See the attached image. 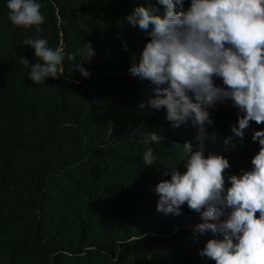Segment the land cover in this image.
Segmentation results:
<instances>
[{"label": "trees", "instance_id": "16d2710c", "mask_svg": "<svg viewBox=\"0 0 264 264\" xmlns=\"http://www.w3.org/2000/svg\"><path fill=\"white\" fill-rule=\"evenodd\" d=\"M8 2L0 0V264H202L174 234L180 221L153 211L149 182L124 184L131 159L149 147L170 167V137L184 142L192 129L151 107L149 81L129 86L110 74L138 64L150 39L126 19L145 0H37L45 19L30 27L11 22ZM28 38L64 47L60 79L29 78L42 61ZM88 42L94 55L83 60ZM151 132L159 144L144 142ZM76 162L89 165L83 176L67 166ZM67 177L81 178L58 180Z\"/></svg>", "mask_w": 264, "mask_h": 264}, {"label": "clouds", "instance_id": "9594fccd", "mask_svg": "<svg viewBox=\"0 0 264 264\" xmlns=\"http://www.w3.org/2000/svg\"><path fill=\"white\" fill-rule=\"evenodd\" d=\"M41 7L37 0H9V19L38 26ZM126 19L150 39L138 64L110 74L118 72L129 86L149 81L151 107L166 109L173 127L192 129L184 142L170 137V167L149 147L131 159L124 184L149 182L153 211L180 221L174 234L193 243L200 263L264 264V0H145ZM23 43L42 61L30 64L34 83L63 76L62 45L52 48L42 38ZM85 53L83 60L94 55L91 42ZM77 70L90 77L81 63ZM144 137L146 144L161 142L155 132ZM67 166L83 176L89 165ZM69 178L76 177L58 180ZM122 208L111 204V219Z\"/></svg>", "mask_w": 264, "mask_h": 264}, {"label": "bare ground", "instance_id": "6f19581e", "mask_svg": "<svg viewBox=\"0 0 264 264\" xmlns=\"http://www.w3.org/2000/svg\"><path fill=\"white\" fill-rule=\"evenodd\" d=\"M205 150H206V155H207V153H209V150H211V148H208V149L206 148Z\"/></svg>", "mask_w": 264, "mask_h": 264}]
</instances>
